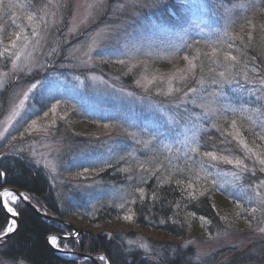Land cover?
<instances>
[{"label": "rangeland", "instance_id": "374dc122", "mask_svg": "<svg viewBox=\"0 0 264 264\" xmlns=\"http://www.w3.org/2000/svg\"><path fill=\"white\" fill-rule=\"evenodd\" d=\"M228 1L0 0V159H18L43 174L65 216L58 218L81 231L53 222L57 234L74 237H51V248L85 255L76 250L90 239L102 236L106 241L120 234L127 250L143 249L146 254L152 252V242L189 248L192 264H264V163H244L233 154L202 146L203 138L220 142L238 123L264 130V65L239 74L231 69L236 80L226 66L254 60L252 55L239 57L228 44L252 46L261 41L239 33L229 36L259 0ZM22 3L34 9L25 10ZM174 10L186 18L170 27L165 14L174 15ZM89 27L54 63L58 46L81 37ZM260 28L264 33V21ZM194 46L200 54L211 52V66L194 83L173 74L157 78L154 66L148 72L142 62L171 60ZM134 69L138 71L124 82L119 71ZM242 85L250 88L258 109L248 111L240 103V95L251 96ZM223 141L235 146L241 142L230 131ZM240 148L249 154L244 145ZM179 176L191 189L232 201L228 215L222 216L234 220L235 213L241 214L245 224L211 233L174 224L182 233L180 242L165 232V222L150 209L132 213L136 203L155 200L146 190L148 183L168 186L181 180ZM0 202L6 214L9 208L10 215L18 216L15 195L6 192ZM77 203L80 208L70 207ZM105 208L117 210L119 219L96 228L97 213ZM14 228L9 217L0 237ZM90 256L109 264L100 255ZM0 264L12 263L0 259Z\"/></svg>", "mask_w": 264, "mask_h": 264}, {"label": "trees", "instance_id": "16d2710c", "mask_svg": "<svg viewBox=\"0 0 264 264\" xmlns=\"http://www.w3.org/2000/svg\"><path fill=\"white\" fill-rule=\"evenodd\" d=\"M35 1L36 0H33L34 3ZM225 1L226 0H222V3ZM257 4L258 5L253 6V8H250L247 13L243 14V19L242 17L240 18L242 19L241 22H243L238 23L229 36L239 33L238 36L241 38L251 37L257 39L261 37V41L252 46L250 44L247 45L246 43L238 46H236V44L233 46L228 44L229 48L238 51L237 53L240 54L239 57L252 55L254 60L242 59L238 64L228 62L226 66L228 73L230 74L229 76L233 77L230 72H235L234 68L237 69L236 72L239 74V72H244L247 68L250 71L253 67L258 69L259 66L261 67V65H264V33L262 32L263 29L260 28L264 21V0H259ZM25 5L22 3L25 10L27 8L34 9L33 6L31 7L32 4L28 6L25 3ZM177 6L180 7V4ZM29 11L31 10L29 9ZM184 18H186V15H184L183 12L180 13L178 10H174V15L165 14V20H167V24L170 27L180 24L178 23L180 21L182 23ZM91 29L92 28L89 27L82 31L80 34L81 37H76L65 43H61L58 46L59 50L54 58V63L59 59L64 58L66 46L75 44ZM260 47H262V49ZM197 50L198 46H194L184 49V51L174 55L171 60L169 59L163 62L154 61L151 62V64L147 60H143L142 62H144V65L146 63L145 68L148 72L149 70H152L149 66H154V71H152V73L157 78L163 77L161 74H173L182 77L184 80L186 77L190 80V83H194L198 74L209 69L206 68V66H211V62L209 63L207 61L210 55L208 53H211L209 52V49L208 51L205 50L201 52L202 54L198 53ZM256 50H258L259 53H255ZM204 54H206L205 57L201 56ZM136 62L140 63L139 61ZM187 63L191 66L186 67ZM187 68L190 69V73L187 72L189 70ZM231 69H233V71ZM137 71V69L130 71L121 70L119 71V74L121 73L120 77L123 78L124 82L128 83L131 80L130 76ZM232 79L236 80L235 77ZM229 82L234 88L238 87V85H235L233 82ZM241 89L249 91L251 96L248 95V99H245L243 94L240 95V103L248 111L254 110L252 108L258 109L259 107L253 102L254 97L250 88L242 85ZM241 118L238 117V121H240ZM234 119L236 118H230L229 122L232 123V121H235ZM238 124L233 125V127H235L234 129L230 127L228 133H226L220 142L218 139H214L209 140L207 143L203 138V149H205L204 146H208L210 151L212 150L216 153H222L225 155L233 154L238 161H244V163H249L251 159H256L259 163H264V130H258V128L253 129L254 125L250 128L251 126L246 124V127L248 128H245L242 123ZM229 131L231 133L233 132L234 136L241 141L239 144L237 143L236 146L234 142L227 144V142L225 143V141H223L229 136ZM211 141H214V143ZM242 145L248 148L249 154L244 155L245 148H240ZM229 150H231L230 153ZM183 177L184 176H179L181 180L173 181L169 183L168 186H153L151 183H148L146 190L149 193H154V195H156L154 198L155 200L152 202L147 200L142 205L136 203L132 206V213L137 214V212H142L141 214H144L150 209L152 214H154V217H161L165 222V232L175 238L176 241L180 242L182 240V233L173 227L174 224L188 226L187 228L191 232L194 226H197L196 230H194L195 232L199 230L200 232H203V230H205L208 233H211L214 228L226 229L227 225L231 226L232 224H235L236 227H241L245 224L243 223L244 216L241 214L237 215L235 213L234 220L222 216L223 213L224 215H228V212L233 206L231 203L232 201H227L216 196L209 197L203 189H191L189 188L190 186L188 183H184L182 180ZM263 179L264 178L261 180ZM111 180L114 179L112 178ZM249 184L250 182L248 185ZM6 188L22 192L29 201L33 199L43 205L45 211L48 213L60 218L65 217L57 208L58 204L52 197V191L49 188L48 179L45 178L43 174L39 172L36 173L32 171L31 168L25 167V165H23L18 159H0V192L1 190H6ZM31 203L38 211H40L33 201H31ZM78 205V203L72 204L70 207L73 209L77 207L80 208ZM16 212L20 223L19 228L13 236L9 237L8 240L0 246L1 260L12 264H78L64 258L62 259L51 251L47 239L51 235L59 233L54 227L55 223L43 222L41 219L39 220L32 211L25 208L21 203H19L16 208ZM119 214L120 213L117 210L112 208L99 210L96 220L97 222H100V224L95 227L103 228V225L106 226L116 222L119 219ZM170 219H172V222L169 221ZM8 220V214H6L0 206V234L7 228ZM246 223H249V220H246ZM119 235L113 236L112 239L110 238L106 241L102 236L90 239V242H88L86 246L81 245V249L76 251L83 254L100 255L104 257L109 264H192L191 260L193 259V253L189 248L181 249L179 245L173 242H152L150 246L152 252L146 254L143 249L127 250L126 245H122V241L120 240V237H118ZM85 264L92 263L85 262Z\"/></svg>", "mask_w": 264, "mask_h": 264}, {"label": "water", "instance_id": "95a60500", "mask_svg": "<svg viewBox=\"0 0 264 264\" xmlns=\"http://www.w3.org/2000/svg\"><path fill=\"white\" fill-rule=\"evenodd\" d=\"M6 191L7 192H9V193H11V194H13V195H15V197L18 199V201H20V203L25 207V208H27L28 210H30V211H32L36 216H37V218L40 220H42L43 222H56V223H58V224H60V225H64L65 227H67L69 230H71V231H74V232H76V233H78V234H80L81 233V231L80 230H78V229H76V228H74V227H72L71 225H69L68 223H66V221H64V220H60L58 217H55V216H53V215H48V214H46V213H43V212H41V211H38L34 206H33V204L30 202V201H28L27 200V198L24 196V194L22 193V192H20V191H16V190H12V189H7L6 188V190H2V192L0 193V201H1V198H2V195L4 194V193H6ZM2 205V202H0V206ZM7 214H8V216L10 217V219L15 223V228L13 229V231H11V232H9L8 234H6V235H4V236H2V237H0V243H4L5 241H7L8 240V238L9 237H11V236H13L14 235V233L17 231V229L19 228V218H18V216H12V215H10L8 212H7ZM51 237H53V238H55V239H57V240H60V241H62V240H64V239H73V237H74V233L72 234V235H68L67 237H65V236H61V235H59V234H53V235H51L48 239H47V243H48V241H49V239L51 238ZM50 249H51V251H53V253H55V254H57V255H66V256H71V257H75V258H78V259H83V260H88L90 263H92V264H100L99 262H97V261H95V259H94V257L93 256H90V255H82V254H79V253H76V252H74V253H68V252H66V251H60V250H58V249H55V248H51V246H50ZM60 257V256H59Z\"/></svg>", "mask_w": 264, "mask_h": 264}, {"label": "bare ground", "instance_id": "6f19581e", "mask_svg": "<svg viewBox=\"0 0 264 264\" xmlns=\"http://www.w3.org/2000/svg\"><path fill=\"white\" fill-rule=\"evenodd\" d=\"M7 189H8V188H7ZM1 192H2V190H1ZM1 192H0V193H1ZM6 192H7V191H6ZM7 211L9 212V208L7 209ZM12 216H13V215H12Z\"/></svg>", "mask_w": 264, "mask_h": 264}]
</instances>
